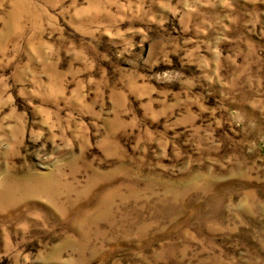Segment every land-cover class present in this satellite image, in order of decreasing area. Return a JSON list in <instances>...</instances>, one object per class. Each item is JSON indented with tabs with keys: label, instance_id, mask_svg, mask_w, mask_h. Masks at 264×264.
<instances>
[{
	"label": "rangeland",
	"instance_id": "1",
	"mask_svg": "<svg viewBox=\"0 0 264 264\" xmlns=\"http://www.w3.org/2000/svg\"><path fill=\"white\" fill-rule=\"evenodd\" d=\"M0 264H264V0H0Z\"/></svg>",
	"mask_w": 264,
	"mask_h": 264
}]
</instances>
